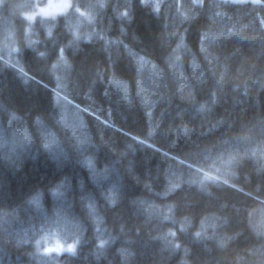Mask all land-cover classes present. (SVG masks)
<instances>
[{
	"label": "trees",
	"instance_id": "obj_1",
	"mask_svg": "<svg viewBox=\"0 0 264 264\" xmlns=\"http://www.w3.org/2000/svg\"><path fill=\"white\" fill-rule=\"evenodd\" d=\"M44 2L0 0V212L68 177L69 212L86 216L91 195L107 243L95 247L85 219L79 254H59L67 264H264V0H71L25 17ZM54 88L68 97L59 107ZM58 201L42 198L49 211ZM30 207L13 235L39 227ZM46 233L65 241L56 225ZM18 259L33 258L0 244V264Z\"/></svg>",
	"mask_w": 264,
	"mask_h": 264
},
{
	"label": "snow or ice",
	"instance_id": "obj_2",
	"mask_svg": "<svg viewBox=\"0 0 264 264\" xmlns=\"http://www.w3.org/2000/svg\"><path fill=\"white\" fill-rule=\"evenodd\" d=\"M142 2L146 3L147 0H142ZM62 49L60 50V60L63 63L65 72L70 75L73 70V64H71L62 54ZM43 55V53H41ZM53 69L56 68V64L52 65ZM62 77L57 75V88H62L64 85L60 83ZM53 99L57 107L60 106V102L62 99L67 100L68 97L62 96L60 91H57L55 88L53 89ZM12 117L16 118V114L12 113ZM57 118L60 122L64 121V113L61 111L57 113ZM32 124L36 125V131L39 134V140L44 149H51L52 145L56 143L55 134L52 133L47 127V119L42 115H37L34 117ZM78 141L83 144L86 141L85 136H79ZM23 144L32 143L31 137L25 134L21 137ZM53 159L56 160L58 164H62L64 160L70 159L67 153L63 154V158H60L53 154ZM87 159V163L89 164L90 171L92 173L93 179L96 178L98 173L95 168L92 166L91 159ZM13 166L19 165V159H15L12 161ZM105 173H107V169H105ZM61 187L65 188V191L61 193L59 189ZM35 195L26 194L25 197L20 201L19 204L16 205L9 212H0V232L8 237L7 240L0 242V244L13 245L17 250L22 251V255L31 257L33 259L29 260L27 264H67L66 261L59 255L60 253L68 254L69 257L77 256L79 254V249L84 241V236L87 232V225L84 223L86 219L89 224L93 227L94 232L97 234L95 247L103 248L107 239H103L100 237L101 233V225L104 223V219L100 215V208L97 206V203H92L93 197L91 195L85 196L84 194L80 195V202L83 205L84 200L87 199L89 203L87 204V215L83 218H77L72 216L69 212V209L72 207L74 201H70L68 196H74V190L69 186V178L64 177L62 181L57 182L55 184H49L41 189H34ZM46 193H50L54 197H58V206L49 211L44 207L42 203V198ZM106 202L110 207L115 206L117 200L115 198V193L111 190L108 191L106 197ZM34 205L36 209V215L33 217L34 221L39 223V227L33 225V234L29 236L27 232L23 234H15L9 230V225L12 222L14 217H17V209H26L31 212L32 209L30 206ZM53 225L59 227L63 233L65 234V241L61 243L59 240L55 243L54 246H46L42 244V241L45 239L47 235L46 229H51ZM71 241V242H68ZM31 249V250H29ZM17 264H24L23 261H17Z\"/></svg>",
	"mask_w": 264,
	"mask_h": 264
},
{
	"label": "rangeland",
	"instance_id": "obj_3",
	"mask_svg": "<svg viewBox=\"0 0 264 264\" xmlns=\"http://www.w3.org/2000/svg\"><path fill=\"white\" fill-rule=\"evenodd\" d=\"M233 2H259L260 0H230ZM71 3V0H46L44 4L36 6L32 11L24 13L25 17L30 21L33 20L36 16L43 17H52L58 14H62L67 11ZM51 237V236H49ZM57 242L54 238H46L43 242L46 246H54ZM61 242V241H60ZM63 243V242H62ZM61 254V253H60Z\"/></svg>",
	"mask_w": 264,
	"mask_h": 264
}]
</instances>
